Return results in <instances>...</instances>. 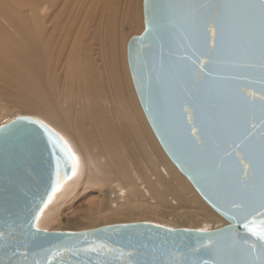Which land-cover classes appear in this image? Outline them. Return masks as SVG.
I'll return each instance as SVG.
<instances>
[{
    "label": "water",
    "instance_id": "water-1",
    "mask_svg": "<svg viewBox=\"0 0 264 264\" xmlns=\"http://www.w3.org/2000/svg\"><path fill=\"white\" fill-rule=\"evenodd\" d=\"M223 3L143 0L144 31L129 40L127 59L141 108L162 149L228 224L213 230L150 222L83 231L38 229L75 160L53 130L20 115L0 126V264H252L264 253V242L244 227L264 221V208L257 199L234 195L236 172L241 188L244 181L254 182L237 137L247 130L245 142L254 149L264 138V69L254 60L249 66L231 61L230 52L247 40L250 23L243 13L224 12ZM222 27L224 54L219 47L213 50ZM249 92L255 93L254 103Z\"/></svg>",
    "mask_w": 264,
    "mask_h": 264
},
{
    "label": "bare ground",
    "instance_id": "bare-ground-1",
    "mask_svg": "<svg viewBox=\"0 0 264 264\" xmlns=\"http://www.w3.org/2000/svg\"><path fill=\"white\" fill-rule=\"evenodd\" d=\"M139 9L140 0H0V81L9 89L38 92L44 107L22 93L18 97L52 122L74 150V169L48 201L38 229L59 221L63 204L81 186L92 197L83 214L87 220L109 214L166 217L165 192L181 174L140 111L124 56L125 26L139 22ZM185 179L203 211L177 219H220ZM145 196L157 206L125 208L127 200ZM58 200L61 206H54ZM175 200L184 206L180 197Z\"/></svg>",
    "mask_w": 264,
    "mask_h": 264
},
{
    "label": "rangeland",
    "instance_id": "rangeland-1",
    "mask_svg": "<svg viewBox=\"0 0 264 264\" xmlns=\"http://www.w3.org/2000/svg\"><path fill=\"white\" fill-rule=\"evenodd\" d=\"M139 11V22H137L135 25H128L125 26V44H124V56H125V62H126V68L127 71L129 72L128 76L131 78L130 79V84L135 91V88L133 87V81L132 77L130 74L129 66H128V60H127V45L129 40L134 37V36H139L141 33L144 31V11H143V0H140V9ZM83 19V18H82ZM81 22V21H80ZM127 72V73H128ZM3 82V81H2ZM0 81V126L6 123L7 121L14 119L17 116L23 115V116H28L31 118H34L46 126H48L51 130H53L69 147L71 150L72 154L74 152L73 147L68 141V139L65 138V136L60 132V130L52 123L50 122L43 114L39 113L38 110L33 108L30 104H28V100L33 101V103L37 105H41L42 107L45 106L44 102L45 99L41 97L38 92L33 91H27L24 89V87H19L15 88L11 86L9 89L6 85V83H2ZM5 86H4V85ZM133 84V85H132ZM3 85V87H2ZM6 88V89H5ZM1 89H4L1 92ZM6 90H9L8 92ZM14 93H13V92ZM25 91V92H24ZM12 92V93H11ZM16 92V93H15ZM21 93L26 97L27 101L20 99L18 96L21 95ZM27 94V95H26ZM29 95V96H28ZM36 95V96H35ZM136 95V91H135ZM5 97V98H4ZM41 97V98H40ZM137 97V96H136ZM37 100V101H36ZM44 100V101H42ZM41 103V104H40ZM142 108L140 109V111ZM143 116V115H142ZM144 118V117H143ZM144 133H146V130L149 132V126L144 123ZM146 127V128H145ZM74 156V154H73ZM168 157V156H167ZM145 161H143L144 163ZM180 172V171H179ZM180 177L181 178H174L172 177L170 180V190H168L166 193V199L167 203L165 206L163 205V208H161V211L163 214H166L165 218H157L153 221L154 218H151L152 216L150 215H145L144 218H132L128 219L126 217H119L115 216L113 214H109L108 217H102L96 221H91L87 220L84 218V211H85V205L88 204L90 201H92V197L89 196L88 191H84V187L81 186L77 190L75 194V199H68L69 201L65 202L61 208V213H60V219L59 221L55 223H51L48 228H43L40 230H46V231H83V230H89L93 228H98L102 226H108V225H113V224H126V223H136V222H150L158 225H162L168 228H187V229H198V230H213L217 229L220 227H223L228 224V222L222 218L219 214L220 219H211L208 221H203V222H187L184 219L183 220H178L177 215L178 214H187V215H195L196 211L199 212V210L202 212L203 210L199 208V205L191 198L193 197L192 194L190 195L188 186L185 183V176L180 172ZM185 177V178H182ZM154 179V178H151ZM186 188V190L184 189ZM194 189V188H193ZM184 190V191H183ZM196 191V190H195ZM177 193V194H176ZM197 193V192H196ZM199 195V194H198ZM180 197L181 201L183 202L184 206L180 205H175L173 204L176 200ZM174 199L173 201H171ZM65 200H67L65 198ZM115 200V199H113ZM143 201L137 200L133 201V203H124L127 205L125 208H130V209H137L140 207L137 206H146L149 207H155L157 204L155 202L151 201L148 197H144L142 199ZM61 200H58L54 206H58L60 204ZM63 202V201H62ZM64 203V202H63ZM206 203V202H205ZM62 204V203H61ZM60 204V206H61ZM208 205V204H207ZM210 207V206H209ZM211 208V207H210ZM212 209V208H211ZM213 210V209H212ZM214 211V210H213ZM187 212V213H186ZM215 212V211H214ZM169 216V217H168ZM177 216V217H176ZM152 219V220H151ZM85 221V222H84ZM156 221V222H155ZM226 223V224H225ZM38 225V223H37ZM38 228V226H37Z\"/></svg>",
    "mask_w": 264,
    "mask_h": 264
},
{
    "label": "snow or ice",
    "instance_id": "snow-or-ice-1",
    "mask_svg": "<svg viewBox=\"0 0 264 264\" xmlns=\"http://www.w3.org/2000/svg\"><path fill=\"white\" fill-rule=\"evenodd\" d=\"M221 9L224 12L243 13L245 19L250 23V33L247 40L243 44L234 46L230 52V59L233 64L249 66L248 61L254 60L264 69V0H224ZM215 35L216 31L213 29V37ZM217 47H219L221 54L225 53V33L223 27L221 28L219 45L214 44L213 50H216ZM203 68L204 65L201 64L200 70L203 71ZM229 78L235 79V77ZM261 83L264 84V72L261 73ZM260 91V100L262 102L260 105V119L264 122V87ZM248 96L253 97L254 103L255 93L249 92ZM252 126L254 127V125ZM246 132L247 130L237 137V140L240 141L239 144H237V140H233V143L237 144V147L241 148L242 151L247 152V157L254 174V182L249 186V182L244 181L241 188L240 172H236L235 184L237 185V190L234 192V195L242 199H257L260 207L264 208V138L261 139L258 149H254L245 142L247 140ZM193 134H195V130H193ZM226 155L230 158L232 153H226ZM223 163V160H221V164ZM237 164H243V160L234 162L231 165L233 169H235ZM241 172L247 176V172L244 169H241ZM244 227L259 241L264 242V221L257 226L256 221L252 220L245 224ZM261 248L264 249V243L261 244ZM252 264H264V253L255 257Z\"/></svg>",
    "mask_w": 264,
    "mask_h": 264
}]
</instances>
